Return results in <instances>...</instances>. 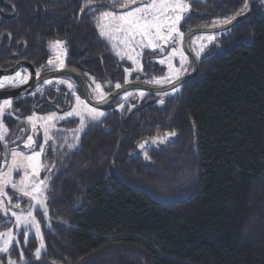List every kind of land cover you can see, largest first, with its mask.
Wrapping results in <instances>:
<instances>
[{"label":"trees","instance_id":"16d2710c","mask_svg":"<svg viewBox=\"0 0 264 264\" xmlns=\"http://www.w3.org/2000/svg\"><path fill=\"white\" fill-rule=\"evenodd\" d=\"M3 1L15 15L0 14V67L22 51L21 42L26 58L37 61L52 54L49 42L61 40L68 66L84 67L103 87L124 83L131 63L100 38L87 0ZM188 2L184 33L242 6ZM208 34L216 41L198 59V75L164 104L139 107L121 93L100 121L88 123L76 147H68L70 131L55 133L42 157L52 170L48 216L35 210L46 247L37 260L40 239L28 230L27 244L19 235L10 249L12 259L23 264V249L27 264H264V5L255 0L250 16ZM157 54L146 50L144 76L164 71ZM137 76L144 78L131 74ZM78 126V117L60 121V129ZM172 131L164 143H152ZM9 254L0 253L3 264Z\"/></svg>","mask_w":264,"mask_h":264},{"label":"snow or ice","instance_id":"6c2138e0","mask_svg":"<svg viewBox=\"0 0 264 264\" xmlns=\"http://www.w3.org/2000/svg\"><path fill=\"white\" fill-rule=\"evenodd\" d=\"M95 0H87L84 8H89L94 13L95 26L101 39L108 42L112 51L121 60L127 59L131 61V67L125 68L126 73L124 84L131 81L127 78L133 72L144 73V64L142 63L143 54L146 50L155 54L157 51L163 54L166 49H170L167 55H162L158 60L160 65H166L167 74L162 76H152L150 79L143 81L153 86L173 85L172 93L180 91V86L175 84L180 80L181 74L187 72L189 57L185 53V34L180 29L181 21L185 19L187 13L191 10V4L188 0H101L95 8L91 6ZM264 5V0H260ZM251 0H242V6L237 9L231 16L217 19L212 22L211 27L218 25H230L238 16L244 15L250 10ZM81 8V12L84 11ZM102 8L107 10L101 11ZM120 9L121 11H117ZM10 35V34H9ZM216 41V35H199L191 40V51L194 52L196 59H200L202 54L209 45ZM65 42L56 40L49 42L50 51L54 52V58H49L47 65L49 70L60 71L66 68L65 57L67 49ZM179 58V67L176 66L174 60ZM44 66H41L35 73L40 76ZM138 81L140 77L136 78ZM29 75H21L19 71L15 76H5L0 78V89L5 87H15L27 83ZM91 83L88 87L91 89L88 96L93 97L97 103L107 102L109 92L96 82L94 78H90ZM44 84H52L50 79H44ZM56 85H66L68 93L66 96L74 98L75 103L70 111L59 115L52 112L45 116H38L35 113L26 118V123L31 126L33 135H29L24 142V148L27 152L19 151L16 148L9 149L6 137L8 135V127L4 123L5 115H12L13 100L3 98L0 100V142L3 143L6 159L3 165H0V213L5 217H9L5 223L14 218V227L8 228L6 231L0 232V253L9 254L10 249L19 244L18 236H24V243L28 241V230H35V234L40 239L39 247L35 249V258L40 259L42 250L45 249V243L40 228V222L34 215L37 206L43 210V216H48L47 208V192L49 190L50 176L41 178L42 170H49V165L42 162V157L46 153V145L49 141L55 140V133L60 131H70L72 133L74 143L68 144L69 148L76 147L80 139V133L85 130L89 122L100 121L106 114L97 107L91 106L87 99H82L77 95V84L71 77L61 78L55 81ZM111 84V81L107 82ZM94 85V87H93ZM121 83H116L115 88L121 89ZM59 90V89H57ZM38 92H43L42 87L37 88ZM168 91L157 92V95L167 96ZM143 97L145 93H138ZM134 93L127 90L121 99L127 101L133 97ZM160 104H164V100L160 99ZM121 109L124 104L119 105ZM70 117L79 118V126L75 129H58L57 123ZM40 130L43 132V143H38L34 139V135ZM176 132L165 133L163 138L152 139V143H156L159 139L160 143H164L169 137L175 136ZM65 143L67 141L65 140ZM148 141L139 144L143 149ZM63 145H61L62 147ZM39 150H36V149ZM10 156V159L8 158ZM145 159H150L145 153ZM19 176L17 180L15 177ZM9 189L14 195H9ZM27 198L29 202L27 207L21 206V199ZM15 200V203H14ZM18 209L19 211H14ZM50 226V225H49ZM20 230V231H16ZM19 261L27 264L24 251L19 252ZM3 264V261H0ZM7 264H18L17 260L7 257Z\"/></svg>","mask_w":264,"mask_h":264},{"label":"flooded vegetation","instance_id":"af4514ba","mask_svg":"<svg viewBox=\"0 0 264 264\" xmlns=\"http://www.w3.org/2000/svg\"><path fill=\"white\" fill-rule=\"evenodd\" d=\"M3 4H4V1H3ZM3 4L0 10H2V12H4L5 14H10L3 10ZM2 12L0 11L1 16L8 17V16L3 15ZM4 37L5 35H3L1 38L2 44H4V41H5ZM12 46H13L12 38H9V42L6 46V49L7 50L12 49ZM18 48H19L18 50L22 49V51L17 52L12 61H10L7 64H4L0 68H11L20 61H28L34 66L35 71L40 69L41 66H44L43 70L41 71V74L51 71L49 70L47 61L49 58H54L52 51H51L52 54L49 55L48 58H43L44 60L32 61L31 59L26 58V56L24 55L26 48H27V45L25 43H22V42L19 43ZM66 68L77 70L82 75L88 91L89 92L91 91V89L88 87L91 81L88 79L87 77L88 74L86 73V70L84 67L81 66L80 68H77L76 66L73 67V66H68L66 64ZM17 71L19 72L21 71L22 73L21 72L20 73L22 74V76L29 75V80H30L32 73H31V68L29 66H22ZM16 72H14L11 75H15ZM140 74L141 76L144 75L143 73H140ZM4 76H9V75H0V78ZM68 77H71L72 80L76 82L77 95H80L82 99H85L80 89L78 81L72 75L68 73L47 78L53 81L52 84H44L43 83L44 80H42L41 82L37 83L30 92L20 95V96H16V97H9L10 99L13 100V108L11 110L13 114L5 115L4 117V123L9 129L8 135L6 137V140L8 141L9 149L15 148V147L21 148L23 142L27 139V137L33 134L31 131V126L26 123V118L28 116L32 115L33 113H35L38 116H45L52 112H56L59 115H63L64 112H67L68 110L71 109V107L75 103L74 98L65 95L66 93H68V89L66 85H56L55 83L57 79H61V78L66 79ZM145 80L147 79L144 77L142 78V81H139V82L144 83L143 81ZM98 83H100V81H98ZM22 85L24 84H21L15 87H5L4 89H12V88H16ZM40 87H42L43 89L42 93L37 91V88H40ZM104 88L106 92H110L111 90L114 89V88L112 89L111 86L109 85L104 86ZM4 89H0V90H4ZM127 91H133V90H127ZM122 94H124V92ZM135 96H136V100L134 102L138 104L139 107L142 106L144 103H148L151 100L154 101L157 99V95L155 93L148 92V91H145V95L143 97H140L139 95H134L133 97ZM133 97H130V98H132L133 100ZM91 98L94 99L93 97ZM123 102L125 103V100H123ZM70 118H73V117H70ZM35 136H36V140L38 141V143H40V141L43 139V133L42 132L37 133ZM36 150H38V148ZM5 158L6 157H5L4 145L2 142H0V160L3 162ZM2 162L0 165H2ZM5 221H6V217L0 214V228L5 224ZM3 231H4L3 229H0V232H3Z\"/></svg>","mask_w":264,"mask_h":264},{"label":"water","instance_id":"95a60500","mask_svg":"<svg viewBox=\"0 0 264 264\" xmlns=\"http://www.w3.org/2000/svg\"><path fill=\"white\" fill-rule=\"evenodd\" d=\"M2 4H3V0H0V8H1ZM254 8H255V0H251L250 10L247 13H245L244 15L238 16L236 18V20H234L233 23L230 25H218L215 28H213L211 26L194 27V28H190L189 30H187L184 33L185 34L184 49H185V53L188 55V57L192 63V71L187 73V74L182 75L180 80L176 81L175 84L177 86H179L182 83L196 77L199 73L198 59H196L194 52L191 51V48L189 46V39L192 36L197 35V34H204V33L208 34V33H215V32L226 30V29L232 27L233 25H235L236 23H238L239 21L250 16L252 14V12L254 11ZM0 11L2 12V10H0ZM2 13L5 16L11 17V16L15 15V10L11 14H5L4 12H2ZM0 21H1V18H0ZM22 66H29L31 68L32 74H31L30 80L22 86L12 88V89L0 90V100L3 98L16 97V96L26 94V93L30 92L34 88V86L37 83L41 82L42 80L47 79L49 77L65 74V73L72 75L78 81L80 89L83 93V96L94 107L106 106L116 96L123 93L125 90L140 89V90H145V91L153 92V93L157 94L158 91L159 92L170 91V90H172V87H173V85H164V86L160 87V86L148 85V84L138 82V81H131V83H129V84L123 83L122 84L123 87L121 89L114 88L113 90H111L109 92L110 94H109V98H108L107 102L97 103L95 99H92L90 96L87 95V93H89V91L86 87L85 81H84L82 75L75 69L65 68V69L60 70V71L51 70V71L40 74L39 77H36V75H35L36 71L34 69V66L28 61H20L11 68H0V75H11L14 72H16L19 68H21ZM135 100H136V96L133 97V101H135Z\"/></svg>","mask_w":264,"mask_h":264},{"label":"rangeland","instance_id":"374dc122","mask_svg":"<svg viewBox=\"0 0 264 264\" xmlns=\"http://www.w3.org/2000/svg\"><path fill=\"white\" fill-rule=\"evenodd\" d=\"M117 11H121L120 9H117ZM188 14V13H187ZM186 14V15H187ZM182 22V21H181ZM180 29H181V27H180ZM181 31H182V29H181ZM184 32V31H183ZM199 35H209V34H206V33H204V34H197V35H195V36H192L191 37V39H189V46H190V48L191 47H193V45H191V40H193V39H195L197 36H199ZM4 39H5V37H4ZM168 51H170V49H166V51L163 53V54H161V53H159V51H158V54H157V56L156 57H154V61H156L157 63H158V60L160 59V58H162V55H167V52ZM146 52V51H145ZM145 52H144V54H143V58H144V55H145ZM55 54H54V52H53V56H54ZM187 55V54H186ZM143 58H142V63H143ZM65 59V58H64ZM124 60H127V59H124ZM128 62L129 63H131V61H129L128 60ZM174 63L176 64V66L177 67H179V58H176L175 60H174ZM159 64V63H158ZM132 66V65H131ZM130 66V67H131ZM164 66V71L162 72V73H160V74H155V75H152V76H162V75H166L167 74V67H166V65H163ZM187 67V72H184V73H182L181 74V76L182 75H184V74H187V73H189V72H191L192 71V64H191V61H190V59H189V64L186 66ZM127 68V67H126ZM21 72V71H20ZM22 73V72H21ZM22 75V74H21ZM9 76H15V75H9ZM144 76V75H143ZM152 76H149V75H145L144 77L148 80V79H150ZM5 77V76H4ZM3 78V77H2ZM128 79H130V81H138L136 78H132L131 77V75L130 76H128L127 77ZM141 79V78H140ZM140 81V80H139ZM148 85H151V84H148ZM140 91H143L144 93H145V91L144 90H140V89H137V90H133V91H129V92H133L134 93V95H138V93L140 92ZM170 94H172V90H170V91H168ZM169 94V95H170ZM123 95L124 94H122L121 95V98L123 97ZM157 95V94H156ZM164 97L165 96H160V95H157V99L156 100H154V101H157L158 103H159V101H160V99H163L164 100ZM130 99V98H129ZM129 99L127 100V101H129ZM152 101V100H151ZM160 104V103H159ZM92 106V105H91ZM99 110H101V111H103V112H105V114H107L108 112H109V108H105V107H97ZM131 108H133V106H131ZM71 110V109H70ZM70 110H68V111H70ZM3 120H4V118H3ZM57 128L58 129H60V121L57 123ZM40 132H42V130H40L38 133H40ZM43 133V132H42ZM70 133V132H69ZM81 134V133H80ZM79 134V135H80ZM31 135H33V134H31ZM36 135V134H35ZM34 135V139H36V136ZM71 136H72V133H71ZM73 140V139H72ZM26 141V140H25ZM24 141V142H25ZM24 142H23V144H22V147L21 148H18V147H15L17 150H19V151H24V152H27L28 151V149H25L24 148ZM157 143H158V141H157ZM160 143V142H159ZM12 149V148H11ZM39 150V149H38ZM9 159H10V156L8 157ZM6 159V158H5ZM4 159V160H5ZM4 160H3V162H4ZM3 162H2V165H3ZM42 162H43V160H42ZM50 172H52V170H51V168L49 167V170H42L41 171V178H44L45 176H48V174L50 173ZM17 180L19 179V176H16L15 177ZM9 191V195H14L13 194V192L11 191V189H9L8 190ZM27 200V198H22L21 199V206L22 207H24V208H26L27 207V205H28V201H26ZM14 203H15V200H14ZM39 208V206H37L36 208H35V210H37ZM14 211H19L18 209H13ZM35 210H34V215H35ZM1 215H3L2 213H0ZM36 216V215H35ZM9 217H10V214H9ZM9 217H6V220H9ZM36 218H37V216H36ZM38 220V219H37ZM11 222H12V224L11 225H9L8 227H7V229L8 228H10V227H14V218H12L11 219ZM6 228H4L3 230L4 231H6L7 230ZM33 230V232H35V230L34 229H32Z\"/></svg>","mask_w":264,"mask_h":264},{"label":"bare ground","instance_id":"6f19581e","mask_svg":"<svg viewBox=\"0 0 264 264\" xmlns=\"http://www.w3.org/2000/svg\"><path fill=\"white\" fill-rule=\"evenodd\" d=\"M192 64V63H191Z\"/></svg>","mask_w":264,"mask_h":264}]
</instances>
